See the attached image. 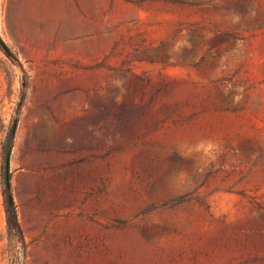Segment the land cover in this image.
<instances>
[{
  "label": "rangeland",
  "instance_id": "rangeland-1",
  "mask_svg": "<svg viewBox=\"0 0 264 264\" xmlns=\"http://www.w3.org/2000/svg\"><path fill=\"white\" fill-rule=\"evenodd\" d=\"M0 39V264H264V0H0Z\"/></svg>",
  "mask_w": 264,
  "mask_h": 264
},
{
  "label": "trees",
  "instance_id": "trees-1",
  "mask_svg": "<svg viewBox=\"0 0 264 264\" xmlns=\"http://www.w3.org/2000/svg\"><path fill=\"white\" fill-rule=\"evenodd\" d=\"M6 217H7V222H8L9 227L14 229L20 235L21 231H20L18 220H17V214L15 211V207L12 201H8V199L6 203Z\"/></svg>",
  "mask_w": 264,
  "mask_h": 264
},
{
  "label": "water",
  "instance_id": "water-1",
  "mask_svg": "<svg viewBox=\"0 0 264 264\" xmlns=\"http://www.w3.org/2000/svg\"><path fill=\"white\" fill-rule=\"evenodd\" d=\"M0 43H1L2 46L5 47V43L2 41V39H0ZM9 155H10V153L8 152V153H7V156H6V161H7V163H8V160H9Z\"/></svg>",
  "mask_w": 264,
  "mask_h": 264
},
{
  "label": "clouds",
  "instance_id": "clouds-1",
  "mask_svg": "<svg viewBox=\"0 0 264 264\" xmlns=\"http://www.w3.org/2000/svg\"><path fill=\"white\" fill-rule=\"evenodd\" d=\"M211 147V145H209V148ZM205 151H207V149L205 150Z\"/></svg>",
  "mask_w": 264,
  "mask_h": 264
}]
</instances>
